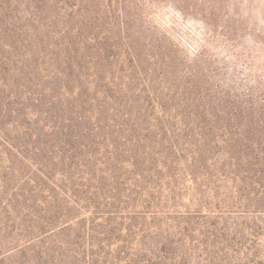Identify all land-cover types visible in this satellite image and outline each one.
I'll list each match as a JSON object with an SVG mask.
<instances>
[{"label":"rangeland","instance_id":"374dc122","mask_svg":"<svg viewBox=\"0 0 264 264\" xmlns=\"http://www.w3.org/2000/svg\"><path fill=\"white\" fill-rule=\"evenodd\" d=\"M60 3L0 0V264H53L39 248L76 240L84 227L96 239L120 231L133 249L148 241L150 255L175 241L200 264L213 239L224 264L264 255V212L251 187L216 182L217 169L202 175L189 157L194 143L181 160L169 143L172 135L187 143L190 113L206 96L227 94L224 86L233 97L252 86L264 95V0H85L101 24L93 28ZM100 169L112 188L118 175L132 182L143 170L145 179L112 197L109 185L97 193L80 175ZM143 181L161 186L147 196ZM117 195V216L128 219L96 216ZM70 216L87 222L51 235Z\"/></svg>","mask_w":264,"mask_h":264},{"label":"trees","instance_id":"16d2710c","mask_svg":"<svg viewBox=\"0 0 264 264\" xmlns=\"http://www.w3.org/2000/svg\"><path fill=\"white\" fill-rule=\"evenodd\" d=\"M63 3V10L65 14L70 16H75L77 18L84 17L86 20L85 24L88 28L98 27V17L96 15H91V13L85 12L83 4L85 0H59ZM79 23V21H78ZM224 86V85H223ZM226 90L227 94L224 92H215L217 96L212 98V95L206 96V101H201V103L196 105V111L190 113V122L186 126L187 136L191 137L185 143L184 137L182 135V144L178 145V140L176 135H172L169 143L174 139L177 141L176 146L171 149L174 151L175 156H178V160L184 159L183 155L187 148H189L192 143L196 147L195 153L190 155L192 157V162L198 164L197 171L203 175H209V171L214 169L218 170L215 175H209L214 178L216 182L221 183L232 181L233 185H237V191L247 190L248 196H252L254 193V207L264 212V95L255 96L254 87L253 90H245L244 92L235 93L234 97L231 95V91L228 88L220 90ZM72 146V145H71ZM153 150H149L152 153ZM148 152V153H149ZM181 157H179V154ZM164 156L159 157L163 158ZM181 158V159H180ZM188 163L189 160L184 161ZM168 161H159L158 167L163 170L169 167ZM123 164V163H122ZM156 167V166H155ZM97 176L96 172L86 171L82 172L81 177H88L89 181L94 180V185H92L96 192L104 193L107 185L110 186V194L113 197L114 190L117 189L118 193H124L125 189L130 190V192L136 191L138 189V184L141 180H144V171L141 170L138 173V179L129 182L128 180H122L121 175L116 177V186L112 188V184L107 182V177H105L106 172L102 169L99 170ZM169 173L170 170H169ZM176 172L172 174L174 177ZM193 181L196 180V176L191 172ZM99 177V178H98ZM197 177H199L197 175ZM170 177H167V179ZM54 182V181H52ZM141 190L143 194L147 196L149 193H145V189H152L150 187L157 188L161 186V183L154 181L153 184L149 186L144 185L142 182ZM91 184H88L90 187ZM72 191H67L64 189V197L70 198L75 203L80 204L76 198L73 197ZM132 195V194H131ZM122 195H117L114 197L115 204L106 207L104 211L96 213V216L103 218L106 215L110 217L121 218L123 222L128 219L121 215L124 212L119 208L122 202ZM137 196V195H136ZM118 197V198H117ZM118 199V201L116 200ZM67 201V199H65ZM125 202V201H124ZM10 203V202H8ZM16 207V206H15ZM129 207V206H127ZM136 208H133V210ZM30 211V210H28ZM31 212V211H30ZM87 214V213H86ZM134 216V215H133ZM97 218V217H96ZM62 222H66L65 226L57 227L52 230L54 235L57 230H66L71 228V223L69 222H87L86 217L76 216L61 219ZM87 224V223H86ZM93 223L90 222L89 225ZM64 225V224H63ZM84 234L77 236L76 240L65 241L63 237L55 241L53 248H39L40 252L43 254L45 259L49 262L52 261L54 264H113V259L122 260L123 264H129L131 260L137 258L138 260L135 264H200L192 262L188 256V253H183L182 246H179L175 241L163 240L157 243L159 248H156V254H148L150 250V244L148 241L140 240L137 242L135 249L130 248L128 244L130 243L128 239H124L123 236L119 235L116 239H111L114 235V230L111 229L110 232L101 235L100 238H94L93 231L94 228L84 227ZM96 232V231H94ZM50 235L49 231L44 232L42 235ZM22 235V233L20 234ZM109 237V238H108ZM28 245H31L30 240H26ZM126 245V246H125ZM124 246L125 253L122 256L120 251L121 247ZM262 244L260 243V249ZM33 247V245L29 246ZM37 248L39 245L36 246ZM220 244L213 239L211 244L204 247L207 253V258H204L203 264L205 262L211 261L212 264H224L223 258L221 256L225 248H222ZM119 250L118 256L114 255V252ZM135 251L133 255L130 256L129 251ZM146 251V253H140ZM226 251V250H225ZM261 253V254H260ZM225 254V252H224ZM255 254V253H254ZM249 256V264H264L263 252L259 254ZM58 255L59 259H56ZM140 255V256H139ZM38 263L41 260L36 257ZM36 261V262H37ZM32 262L31 264H36ZM217 262V263H215Z\"/></svg>","mask_w":264,"mask_h":264}]
</instances>
